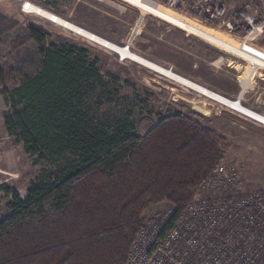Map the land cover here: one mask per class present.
I'll return each instance as SVG.
<instances>
[{"label": "trees", "instance_id": "16d2710c", "mask_svg": "<svg viewBox=\"0 0 264 264\" xmlns=\"http://www.w3.org/2000/svg\"><path fill=\"white\" fill-rule=\"evenodd\" d=\"M7 8L0 0V84L10 105L3 125L27 155L57 168L31 181L24 197L0 184L10 197L0 264H124L147 209L167 202L176 216L228 144L196 113L159 116L143 135L129 117L101 121L90 106L107 83L99 59L76 43L47 45L49 28ZM8 41L36 48L3 62Z\"/></svg>", "mask_w": 264, "mask_h": 264}, {"label": "rangeland", "instance_id": "374dc122", "mask_svg": "<svg viewBox=\"0 0 264 264\" xmlns=\"http://www.w3.org/2000/svg\"><path fill=\"white\" fill-rule=\"evenodd\" d=\"M23 1L46 8L115 44L128 47L136 54L164 67L173 68L180 75L228 98L239 99L242 94L244 106L263 115L264 68L259 66L254 68L250 62L237 55L219 49L123 0H59L52 5L46 4L43 0H3L8 7L6 13L11 15L21 13L35 24L50 29L51 36L46 41L47 45L76 43L85 47L91 58L99 59L98 68L107 83L104 89L98 90L90 98V106L101 121L112 123L116 118L129 117L134 125V133L143 135L159 120V116L175 113L187 116H191V113L199 114L202 117L199 121L217 132L228 144L226 155L218 163L236 169L239 189L244 192L264 189V125L125 57H120L62 26L35 14L22 12ZM232 1H227L228 6ZM234 1L240 5L239 8L246 7L253 11L264 23V3L252 7V0ZM155 3L192 19L196 24L198 22L207 25L227 36L235 44H248L264 51V32L259 39L248 42L240 34L228 33L225 29H219L193 15L172 9L165 3ZM11 34L14 36V31ZM35 48L31 41H27L20 49H12L8 41L1 47L2 61L14 64V58L19 57L22 51L26 49V52H30V49ZM16 50L19 51L16 53ZM251 75V84L242 93V81ZM3 92L4 86L0 84V184L7 183L24 197L31 181L42 172H55L57 165L48 161L37 162L35 157L24 152L20 142L6 133L3 115L10 110V105L5 101ZM199 107L209 110L208 114L196 110ZM9 200L10 197L0 195V218L7 213L6 205ZM168 208L167 202L152 205L147 209L145 216L147 218Z\"/></svg>", "mask_w": 264, "mask_h": 264}, {"label": "built area", "instance_id": "2783aa9c", "mask_svg": "<svg viewBox=\"0 0 264 264\" xmlns=\"http://www.w3.org/2000/svg\"><path fill=\"white\" fill-rule=\"evenodd\" d=\"M151 1L248 42L264 32L253 11H230L228 0ZM251 3L258 7L264 0ZM124 264H264V189L241 191L236 169L215 164L176 216L167 209L146 218Z\"/></svg>", "mask_w": 264, "mask_h": 264}, {"label": "bare ground", "instance_id": "6f19581e", "mask_svg": "<svg viewBox=\"0 0 264 264\" xmlns=\"http://www.w3.org/2000/svg\"><path fill=\"white\" fill-rule=\"evenodd\" d=\"M123 1L139 8L142 11L155 15L171 23L172 25L186 31L189 34L199 37L200 39L206 41L207 43L219 49H222L224 51L237 55L238 57L250 62L254 66V68L256 66L264 68V51L263 50H259L257 48H254L249 45H245L243 43L241 45L235 44L234 41L229 40L227 36H225L224 34H220V32L212 28L207 27V25L204 26V25L198 24V22L196 24V22H194L192 19H189L180 14H177L168 8H164L152 2L151 0H123ZM21 11L27 14L28 13L35 14L38 17H41L49 22L62 26L82 37L89 39L90 41H93L94 43H97L107 48L108 50L116 53L120 57H125L158 75H161L177 84L185 86L191 91L211 101H214L226 108L234 110L240 113L241 115L257 123L264 125V115L244 106L242 102V94L241 96H239L240 97L239 99L238 98L236 99L228 98L206 86H203L202 84L198 82H195L185 76L180 75L179 73L175 72L173 68L164 67L152 60H149L139 54H136L126 46L115 44L109 41L108 39L103 38L102 36H99L83 28L82 26L78 24H75L65 19L64 17H61L58 14L46 8L33 4L29 1L21 2ZM251 80H252V75L248 76L242 81V87H243L241 89L242 93H244L246 89L250 86ZM200 107L196 108V110H198L202 114L207 115L209 110L207 111Z\"/></svg>", "mask_w": 264, "mask_h": 264}, {"label": "crops", "instance_id": "0c3cea01", "mask_svg": "<svg viewBox=\"0 0 264 264\" xmlns=\"http://www.w3.org/2000/svg\"><path fill=\"white\" fill-rule=\"evenodd\" d=\"M240 5H237L236 2L233 0L232 2L229 3L228 9L230 11H235L237 9H239Z\"/></svg>", "mask_w": 264, "mask_h": 264}]
</instances>
